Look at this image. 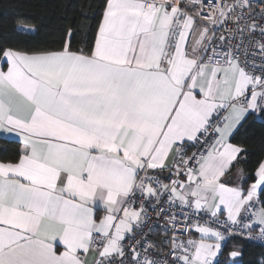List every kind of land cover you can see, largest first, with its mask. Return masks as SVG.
<instances>
[{
  "label": "snow or ice",
  "instance_id": "6c2138e0",
  "mask_svg": "<svg viewBox=\"0 0 264 264\" xmlns=\"http://www.w3.org/2000/svg\"><path fill=\"white\" fill-rule=\"evenodd\" d=\"M97 15L51 40L21 17L0 40V141L17 145L0 264H238L229 238L264 239V153L236 140L264 121V0Z\"/></svg>",
  "mask_w": 264,
  "mask_h": 264
},
{
  "label": "trees",
  "instance_id": "16d2710c",
  "mask_svg": "<svg viewBox=\"0 0 264 264\" xmlns=\"http://www.w3.org/2000/svg\"><path fill=\"white\" fill-rule=\"evenodd\" d=\"M102 0H0V40L15 37V26L19 18L34 24L42 40H51L65 25L72 24L81 33L88 32L98 20ZM238 142L247 145L255 161L264 153V121L250 116L236 136ZM15 143L0 141V158L15 150ZM7 148L5 153L3 149ZM239 245L242 251L238 264H264V245L241 238L229 240L226 249ZM223 259V258H221Z\"/></svg>",
  "mask_w": 264,
  "mask_h": 264
},
{
  "label": "built area",
  "instance_id": "2783aa9c",
  "mask_svg": "<svg viewBox=\"0 0 264 264\" xmlns=\"http://www.w3.org/2000/svg\"><path fill=\"white\" fill-rule=\"evenodd\" d=\"M150 215H153V214L150 213ZM157 224L159 225V227H154V232H153L154 236L157 234H160L164 221L162 219L157 221L155 216L153 215V225L155 226ZM241 239L252 242V243L264 245V239H261L256 232H253L250 238H247V239L241 238ZM229 240H231V238H229L225 243H227Z\"/></svg>",
  "mask_w": 264,
  "mask_h": 264
},
{
  "label": "crops",
  "instance_id": "0c3cea01",
  "mask_svg": "<svg viewBox=\"0 0 264 264\" xmlns=\"http://www.w3.org/2000/svg\"><path fill=\"white\" fill-rule=\"evenodd\" d=\"M239 258H240V257L237 258V261H239Z\"/></svg>",
  "mask_w": 264,
  "mask_h": 264
}]
</instances>
